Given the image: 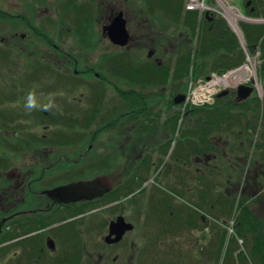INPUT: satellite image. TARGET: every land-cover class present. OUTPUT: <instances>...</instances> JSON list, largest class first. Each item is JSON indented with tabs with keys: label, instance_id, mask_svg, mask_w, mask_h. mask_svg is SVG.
<instances>
[{
	"label": "flooded vegetation",
	"instance_id": "obj_1",
	"mask_svg": "<svg viewBox=\"0 0 264 264\" xmlns=\"http://www.w3.org/2000/svg\"><path fill=\"white\" fill-rule=\"evenodd\" d=\"M46 5L52 10L51 14L49 10L43 13L42 0H19L18 3L5 0L0 4V71L9 75L0 77V264H140L141 257H153L156 251H170L168 245L172 240L168 239L169 236L159 239L145 237L144 232L142 238L129 237L138 231L139 225H135L132 216L126 215L127 209L132 210L130 213L135 215V219L141 218L143 213H139L138 203L142 196L152 194L154 189L150 186L154 183L153 179L138 188L140 178L134 175L143 162L150 158L153 161V156L171 139L160 144L153 155L139 158L132 172L115 184L98 182L100 178H86L88 174L106 175L112 168L115 167V170L127 156L130 139L150 134L148 124L142 118L149 113L147 105L150 100L163 97L164 101L165 93L158 96L150 92L143 94L146 96V99H142L144 107H139L134 115L138 116L137 122L126 126L123 117H110L113 112H120L124 107L122 105L112 107L102 116L106 102L102 87L96 94L89 95L91 98L87 96L85 101L75 96L68 99L71 86L66 87L65 78H56L62 81L64 95H55V74L63 76L65 73L55 70V34L51 37L48 35V31L55 33V0ZM117 15L111 18L109 24ZM49 16L52 22H44ZM125 20L130 41L127 47H119L122 50L128 49L132 42L129 19ZM156 41H151L154 50ZM157 42L165 47L163 41ZM155 54L154 51L152 57L148 55V58H154ZM154 61L160 63L157 59ZM35 74L39 76L34 77ZM151 90L155 91L147 89ZM130 92L120 96L124 98ZM175 94L169 101L184 95L182 91ZM55 101L58 103L56 107ZM76 103L83 104L81 107L86 110L85 127L76 126L74 119L67 120L69 116L64 115L70 113L69 106ZM92 122L94 125L90 126ZM98 122L100 128H97ZM109 122L117 123L115 129L108 125ZM92 128H96V131ZM82 129H85L83 139L89 137L96 141L106 136L114 150H103L104 157L95 158L90 146L74 160L60 157L58 153L63 149L72 150L83 141L62 147L56 141L59 133H67L68 130L71 134V130ZM113 139L115 146L111 142ZM105 175H101L102 181H105ZM62 176L73 177V180L64 181ZM158 177L161 183L157 186L162 189L166 184H170V188L177 186L170 174ZM132 179L131 194L119 199L128 191ZM76 182H85L108 192L90 201L70 204L49 194L60 186ZM175 204L179 205L178 202ZM118 219L133 225L134 230L116 241L118 236L111 235V225ZM175 242H179V238Z\"/></svg>",
	"mask_w": 264,
	"mask_h": 264
},
{
	"label": "trees",
	"instance_id": "obj_2",
	"mask_svg": "<svg viewBox=\"0 0 264 264\" xmlns=\"http://www.w3.org/2000/svg\"><path fill=\"white\" fill-rule=\"evenodd\" d=\"M189 1L141 0L144 10L142 12H145L146 16H144L147 21L154 22L156 20L153 14H164V18H168L169 22L175 23L174 21H176L177 30L185 33L179 36V31H177L175 35L176 38L178 37L179 43L172 56H168L170 66L165 62L160 64L152 61L145 65L135 64L132 58H128L124 54L116 56L114 63L111 66L108 65L109 67H107V62L106 71L108 69V73L113 78L129 85L132 91L136 88L140 91L149 88L155 90V87L164 88L170 83L171 90L179 93L184 91L183 87L190 76L192 80L197 81L206 79L212 74L222 76L240 68L246 61L244 49H247L248 53L256 50L261 52L262 62L258 76L264 80V24L238 23L244 41L243 46L224 17L213 12H208L209 15L206 16L207 11L202 14L200 11H190L186 8ZM204 2L209 7L212 5L211 0H204ZM64 3L65 5L62 7L63 19L74 17L79 13L90 15L86 21L93 17L91 10L80 6L77 0H66ZM241 5L244 9V14L242 13L244 17L264 20V0H242ZM172 6L176 8L174 9ZM173 13L175 15L171 17ZM88 25L85 24L82 28L77 25L76 27L86 30ZM163 42L167 43V40ZM189 42L196 43L194 59H192L193 48ZM157 47L160 48L159 45ZM38 76V74L34 75V77ZM55 76L56 78L63 77L56 74ZM187 86L186 90L182 91L183 93L187 91ZM119 93L124 94L125 92ZM124 98L126 99L124 110L127 112L136 111L137 114V109L142 108L144 104L142 99H146V96L142 93H129ZM214 105L189 107L183 110L181 106H176L172 100L170 111L173 107H180V113L175 114L173 111L172 115L170 114L166 119L145 113L142 120L146 121L145 124L148 126L153 127L157 125V121H163V127L165 124L175 127L171 137L176 135L181 114L183 117L186 115V120L192 119L193 123L190 124L192 127L190 129L186 125L184 129L181 128V144L176 143L172 150L174 142L170 140L165 147L157 152L158 156L154 158V160L157 159L156 164H153L152 158H150L137 168L134 177L140 178L138 188L148 183L150 179L154 180L153 193L142 196L138 203L137 209L143 215L137 220V223L141 231L145 233V237L159 239L169 236L168 239L174 242L173 247H177L184 243L180 241L175 244V241L188 232L186 227L193 228L189 227L191 225L203 231V229H207L209 222L206 213L200 214L199 218L187 214L183 201L187 197H191L202 203L207 211H216L220 218L226 217V220L230 221V225L226 224V229L219 230V252L223 249L226 235L230 234L233 237L230 240L232 244L226 250L228 264H264V218L252 208L254 203H260L257 190L264 188V173H256V176L254 175V178L251 179L250 174L247 173L251 172V168L248 171L245 169L250 150L256 152L262 161L264 160V92L262 99L257 94H253L246 100H238L236 93L231 92L227 97L216 99ZM122 111L123 109H120V112L115 111L110 117L113 119L126 118L128 119L126 120L127 125L137 122L138 116L133 114L129 116L123 114L122 116L120 114ZM92 119L94 121V116ZM73 123L76 126L85 127L87 119H82L80 123L76 121ZM259 124L260 127L263 125L261 132L257 130ZM108 125L115 129L117 123L109 122ZM71 134L59 133V138L56 140L58 145L67 147L73 142L78 144L80 142L79 135H75L74 139L70 138ZM80 137L83 139L84 135ZM251 139H256V142ZM160 169L161 172H159ZM168 174L177 186L170 188V184H166L168 188L165 187V189L157 186L158 183H161V178L159 179L158 176L166 177ZM62 180L72 181L73 177H63ZM245 181L248 183L247 185ZM133 182L132 179L128 191L119 199L131 194ZM240 184L244 187L240 191L241 194H237L236 191H234L235 195L232 194V188ZM248 185H251L250 188ZM257 186L258 188L255 189ZM175 202H178L179 205ZM230 230H232V234L229 233ZM187 245H183L184 249ZM176 251L182 252L181 246L176 248ZM169 252L156 251L153 257H141L140 264H164L166 261L177 264L175 259L166 260Z\"/></svg>",
	"mask_w": 264,
	"mask_h": 264
},
{
	"label": "rangeland",
	"instance_id": "obj_3",
	"mask_svg": "<svg viewBox=\"0 0 264 264\" xmlns=\"http://www.w3.org/2000/svg\"><path fill=\"white\" fill-rule=\"evenodd\" d=\"M4 1L5 0H0V4H3ZM42 1L44 5L43 13L49 10V14H51L52 10L48 8L46 4L52 3V0H42ZM65 1L66 0H55V33H53L52 31L51 32L48 31V35L51 37L53 36V34H55V70L61 73H65V75H63L62 78L66 79L64 80L66 82V87L70 88L71 86L70 98L68 99H72L71 96L72 97L75 96L78 98H82L85 101V98H87V96L88 98H91L89 95L96 94V91L102 87L104 89L102 94H105L106 96L105 97L106 102H104L102 116L112 107L117 105L124 106L122 114H127L128 116L132 114L135 115L136 111H134L135 112L134 113V112H127L124 110L126 99L122 98L119 93L121 91L124 92H128L129 90L132 91V88L129 85H126L125 82L113 78L110 75V73H108V69L107 71L105 69L106 63L108 62L107 67H109L114 63L116 56H123L124 54H126L128 58L133 59L135 64L140 63V65H145L150 61L155 62L154 60L157 59V61L159 60L160 63L165 62V64L170 66L168 61V56L169 55L172 56L173 52H175L174 49H176V46H178L177 44L179 43L178 42L179 39L178 37L176 38L175 35L177 31H179V36H182L185 33L183 31L177 30L176 29L177 27H175L177 26L176 21H174L175 23H172L171 21L169 22L168 18H164V14H153L156 17V20L154 22L147 21L145 17L146 16L145 12L144 13L142 12L144 10L142 9L141 0H77V3L80 6H83L91 10V14L93 17L90 18L88 21H86V18H88L90 15L87 16L81 13L71 18L68 17L69 19L68 18L63 19L62 7H64ZM203 1L204 0H200L199 2L202 4ZM220 1L224 3L227 6V8L231 6L232 11L239 17H241L240 13L244 14V9L241 5V0H220ZM9 2L18 3L19 0H9ZM210 3L212 4L210 6L212 11L221 10V7L217 2V0H211ZM204 5L209 8V6H207L206 4ZM172 8L175 9L176 7L172 6ZM206 10L207 8L204 7H201L199 9V11L203 13H205ZM121 12L124 13L125 18L129 19V29L131 31V36H132L131 37L132 42H130L128 49L125 50H122L119 47H114L110 43V41L102 34L103 28L109 25L111 18ZM174 15L175 13H173L171 17H174ZM49 20L50 22H52L50 16L49 19L46 18L44 22L49 23ZM235 20L237 23L246 22L244 21L243 18L239 19L238 17H236ZM85 24H89L86 30L83 29L81 30L80 28L76 27L77 25V26H81L82 28L85 26ZM169 36L170 39H168ZM156 40L160 42L167 40V43L165 42V47H163ZM182 40L184 41V39ZM151 41L153 42L156 41L155 50L154 47L151 45L152 43ZM189 44H191L193 48L192 59H194V51H195L196 43L189 42ZM158 45L161 47L160 48L157 47ZM148 51L150 52L148 53ZM154 51L156 52L154 58L149 59L148 55L150 53L154 54ZM245 51H247V49ZM261 58H262L261 52L258 50L252 53H248V54L246 53L245 64L250 66L251 71H249L248 69H243L239 74L240 77L243 76L249 78L251 76V78L252 77L256 78V82H258V84L260 85L261 90L257 88L255 82H249L244 85H247L248 87L254 86L255 87L254 94H257L260 99L263 98V92H264V80H261L258 76V72H259L258 70L261 69V62H262ZM251 62L255 64L253 65L254 68H252ZM76 73H78L79 75L77 76ZM0 77H9V75L4 73L3 71H0ZM57 81L59 82L58 86H57ZM61 82L62 81H60L59 79L57 80L55 77V95H64L61 89L63 88ZM192 82L193 81L190 76V79H187L185 82V85L186 86L188 85L187 91L190 86V83ZM169 84H167L165 88L155 87L154 92L153 90L147 91V89L145 91L142 90L140 91L139 89L136 88L133 89V91L130 93H142L146 95L147 92H150V93H155L156 96L165 93L166 98L164 99V101L166 102L162 100L163 97H160V100L159 99L150 100L147 106L149 108V113L151 114V116L154 117L160 116L161 118L166 119L171 113H173V111H175V114L180 113L179 112L180 107H173L172 111H170L171 101L169 100L174 98L176 94L175 91L171 90ZM185 85L183 87L184 91L186 90ZM231 88H232L231 92L236 93V88L234 87ZM187 91L185 93H187ZM55 98H58V96H55ZM58 99L61 100L62 98H58ZM215 101L216 100L212 101L211 104L203 105L200 107L215 106L214 105ZM57 105L58 103L56 104L55 101V107ZM82 105L78 103L74 105H70L69 106L70 113L64 114L66 117L69 116L66 119L67 120L72 119L71 121L75 120L78 123H80L82 119H86L84 115V112L86 110H84V107H81ZM97 106H98L97 109H99L98 102H97ZM143 107L144 106H142V108ZM59 111L63 112L61 109ZM164 114H166V117L164 116ZM178 115L180 116V114ZM185 117H183L182 114L179 117L176 135L173 137L170 136L172 132L174 133L175 127L169 125L166 126V124L163 127V121H157V125L153 127H151L150 125L147 126L150 128L149 130L150 134H147L145 137H141V138L136 137L130 139L131 144L129 145L128 151L126 152L127 156L123 158V160L119 163V165L116 167L115 170H114L115 167L112 168L111 172L106 173V175L94 174L93 176H91L88 174L86 179L93 180L100 178V180H97L98 182L101 181L103 184L107 183L112 185L115 184L121 177L123 178L124 175L130 174V172H132L133 165L134 164L136 165L138 163L139 158H141L142 156L144 157V155L145 157L146 155H153L154 151L158 150L159 145L160 144L162 145L169 139H171V141L173 140L174 142V143L172 142L173 143L172 150H173L175 148L176 143L181 144L182 141L181 128L184 129L185 125L189 129L192 128L190 126V124L193 123L192 119L188 118V120H186ZM99 118L100 117L98 116V119ZM126 120L128 119L123 118V121L125 122V126L127 123ZM164 122L166 123L165 120ZM260 124H263V122H260ZM260 124L257 127V130L259 132H261L262 130L261 128H263V125L260 127ZM92 125H94L93 122L91 123V126ZM100 127L101 125L98 122L97 128ZM95 129L96 128H92V130ZM88 130L89 129H87V131ZM75 131L76 130H71L72 134L70 135V138L73 137L75 139V135H79L78 139L80 142L83 141V143L73 148L72 150L63 149L61 152L58 153L60 157L67 158L69 160H74V158L77 157L79 153L83 154L85 152V149H87V147L89 148L90 146L93 148L92 154L95 158L104 157L102 154L103 150L108 152L114 150V147L111 146L110 142L106 140L108 137H106L105 135L103 139L92 141L91 138L89 137L87 139H81L80 137L81 135L85 136V129L77 130L76 131L77 133H74ZM68 132L69 131L67 130V133ZM92 133H94V131ZM159 136H163V137H159ZM251 140L253 142H256V139H251ZM111 142L113 143L114 146L116 145V143H114V139L111 140ZM146 145L148 146L146 149H144V146ZM157 156L158 154H155L153 158H156ZM156 162L157 159L156 160L153 159V163L156 164ZM246 162H247L246 164L247 166L245 168L246 171H248L251 168V172L250 171L247 172L250 174L251 179L254 178V175L256 176V173H264V160L262 161V158L259 157L256 152H253V150H250L249 158L248 161ZM101 175L107 176L105 181H102ZM245 183L246 185L248 184L246 181ZM151 185L153 186V183H151ZM250 186L251 185H248V188H250ZM243 188L244 187L241 184L236 186L235 188H232L233 191L232 194L234 195L236 193L241 194L240 191H242ZM257 188L258 186L255 187V189ZM234 191H236V193H234ZM257 194H259V196L257 197H258V201L260 200V203L259 204L254 203L252 208L255 210L257 214H259V216L264 218V188L261 190H257ZM183 204L186 207L188 215L191 214L199 218L200 214L202 213L207 214L206 216L209 218L207 229L206 230L203 229V231H201L198 228L196 229V227L191 225H189V227H193V228L186 227L188 232L183 234V237L179 239V242L180 241L184 242L183 244L179 245L181 246L182 252L176 251V248H178L179 246L173 247L174 242H170V244L168 245L170 252L166 260L175 259L177 261V264H228L229 259L226 255V250H228L230 244H232L230 243V240L233 237L230 234L226 235L223 249L222 251L219 252V243H220L219 230L226 229L227 227L226 224L230 225L229 224L230 221L226 220V217L220 218L217 215L218 213L216 211L213 210L207 211L203 207L202 203L197 202L195 199L191 197H187V199L183 201ZM130 212H132V210L127 209L126 215L132 216L133 218L132 220H134L135 225H138L137 219H135V215L133 216ZM209 215H211L213 218ZM137 230L138 231L136 233H132L129 237L135 239L142 238L143 233L140 229V226L139 228H137ZM231 232L232 230L229 231V233ZM179 242H175V244ZM183 245H187L185 249ZM168 263H170V261H166L164 264H168ZM125 264L128 263L125 262Z\"/></svg>",
	"mask_w": 264,
	"mask_h": 264
},
{
	"label": "water",
	"instance_id": "obj_4",
	"mask_svg": "<svg viewBox=\"0 0 264 264\" xmlns=\"http://www.w3.org/2000/svg\"><path fill=\"white\" fill-rule=\"evenodd\" d=\"M221 9L224 11L225 4L220 0H217ZM208 16V14H206ZM244 21L254 23V24H264V20H253L244 18ZM232 31L239 37L242 44H244L243 38L241 37V32L239 29H234L231 23L228 21ZM103 34L107 37L110 43L114 46L125 48L129 44L130 35L127 29V22L123 17L122 13H119L109 24L103 28ZM153 54H149L152 57ZM229 91H224L220 93L217 98L221 99L229 95ZM254 89L247 86H240L237 89L236 95L238 100H246L252 96ZM185 102V96L179 95L174 103L175 105H181ZM108 190H103L85 182H76L69 185H64L56 188L49 194L55 197L57 200L65 203H75L80 201H90L95 198L101 197L106 194ZM134 230V226L127 224L124 219H118V221L111 225V235H117L116 241H119L127 232Z\"/></svg>",
	"mask_w": 264,
	"mask_h": 264
},
{
	"label": "built area",
	"instance_id": "obj_5",
	"mask_svg": "<svg viewBox=\"0 0 264 264\" xmlns=\"http://www.w3.org/2000/svg\"><path fill=\"white\" fill-rule=\"evenodd\" d=\"M201 7H204L200 4L199 0H191L187 6L188 10H199ZM232 9V8H230ZM212 10V9H209ZM233 12V11H232ZM226 14V12H225ZM233 14L237 16L234 12ZM255 64L251 62L252 68ZM243 69H248L251 71L250 66L245 64L241 68L231 71L223 76H218L213 74L208 80L193 81L190 83L188 91L186 93L185 103L183 109L188 107H197L211 104L212 101L216 99V96L231 87H237L239 85L247 84L249 82H255L258 89L261 90L260 85L256 82V78L251 76L249 78L239 76L240 72Z\"/></svg>",
	"mask_w": 264,
	"mask_h": 264
},
{
	"label": "bare ground",
	"instance_id": "obj_6",
	"mask_svg": "<svg viewBox=\"0 0 264 264\" xmlns=\"http://www.w3.org/2000/svg\"><path fill=\"white\" fill-rule=\"evenodd\" d=\"M225 11H226V15H227L228 20H229L230 23L233 25V27H234L235 29H237V26H236V20H235V19H236V17H238L239 19L242 18V17H239L238 15L235 16V15L233 14V12H232V9H230V8L225 7Z\"/></svg>",
	"mask_w": 264,
	"mask_h": 264
}]
</instances>
